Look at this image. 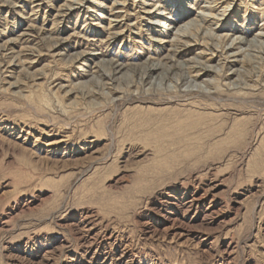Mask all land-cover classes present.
<instances>
[{
    "label": "rangeland",
    "instance_id": "obj_1",
    "mask_svg": "<svg viewBox=\"0 0 264 264\" xmlns=\"http://www.w3.org/2000/svg\"><path fill=\"white\" fill-rule=\"evenodd\" d=\"M75 1L0 0V264H264V0Z\"/></svg>",
    "mask_w": 264,
    "mask_h": 264
},
{
    "label": "bare ground",
    "instance_id": "obj_2",
    "mask_svg": "<svg viewBox=\"0 0 264 264\" xmlns=\"http://www.w3.org/2000/svg\"><path fill=\"white\" fill-rule=\"evenodd\" d=\"M217 1L218 0H211L210 3H212V2L215 3V5H214V7H215L217 5ZM75 2L77 3V6H75V7L72 5L73 2L71 4H67V5L65 4L66 8L63 10V13L67 14L70 9H79V8H81L84 5L83 4V0H78V1H75ZM117 2H119V0H117ZM210 9H212V8H210ZM149 12L156 13V14H159V15H162V16H165L164 13L159 12L158 9L155 10V11L154 10H151ZM210 17L211 18H215L218 21V18L217 17H214L213 14H209V15H207V14H204L203 15V14H201V17L200 18H193V21L190 22V23H192L194 25L195 32L194 33L187 34L183 30L181 33L177 34V36H175V38L173 39L174 41H177L176 44H174L173 49H171L173 51V53H176V52H178L180 50H183V49H187L192 44H198V43H200L199 42V38H198V30L200 29V27H202V30H203V22H205L207 20H210L209 19ZM161 20H158L157 21V24L158 25L165 24L164 22H162L163 20L162 21ZM167 26H170V25L167 24ZM159 33L164 34L166 32L160 31ZM203 36H206V32H204ZM259 36L264 37V35L263 36L262 35H259ZM183 39H185V40H183ZM243 41L244 40H242L241 38L237 37L235 40H232V42H231V44H230V46L228 48H234V46L236 45V43L238 44V43L243 42ZM54 43H56L57 45L59 44V43H57V41L54 42ZM219 47H221L222 49L227 48L226 46H220V45L217 44L213 49L219 50L218 49ZM84 54H86V53L76 52V53H74V55L73 54L72 55H73V57L75 59V58H77L79 56H83ZM213 54L214 53H212V51H211V55L212 56H213ZM234 54H236V53H234ZM169 58L171 59V57H169ZM226 59L228 60V58H226ZM154 61L155 60H149L148 62H146L142 66L140 65L138 67L137 64L136 65H129V66H127L126 64L117 63L116 61H112L111 60V61H108L106 63V67L107 68L105 67L106 69H104L103 71L107 73V76L109 77V79H112L114 77V74L115 73L121 72L123 69H125V71H126L128 69L131 70V68L132 69L134 68V69H137L136 70L137 72L139 71V76H140L141 82H144V78H146V79H148L149 77L151 78L152 75L155 74V71L157 72V70H160L157 73V75L160 76V77H158L156 75L157 78H159L160 80L164 79L165 77L170 78V75L169 74H171L172 72H174V74H177L179 76L177 80L182 82L183 80H186V78L184 77V72L185 73L187 72L188 77H192L193 78V81H198V79L200 77H202L203 75H207V73L212 70L211 66L207 65L208 61L202 62L201 60L199 61V60H196V59L194 61H195V63L197 62V64H193V65L181 64V63H179L178 65H176V64L174 65L173 63H169L168 64L166 62H164V63L158 62L159 60L157 62H154ZM177 72H179V73H177ZM114 88L112 90H114L115 92H122V93L124 92L122 89L120 91V89H118L119 87H116L115 89ZM127 88H128V86H127ZM127 88L125 89L126 92H128V89ZM140 88L141 87L136 86V89H140ZM153 88H154V83H153V87H152L151 90H146L143 93H139L140 95L133 96L132 95L133 93H130V90H129V93L127 95H124L123 96V94H121L122 96H119L118 98H119V100L120 99H123V100H129L130 99L131 100L132 98H136V99L137 98H155V94H157V93L154 92ZM205 88L208 89V87L206 85H205ZM228 88L232 89L229 86H228ZM213 93H216V90L209 91V90H206V89H203V88L201 89V86H199L197 88V90L189 89V90H187L185 92H179L177 94L176 98H185V100L191 99V98H195V97L197 98L198 96L207 97V98H213V96H212ZM173 97H175V96H173ZM196 197L197 196H194V197L191 198V200L189 199L192 204H194V202H196L198 200V198H196Z\"/></svg>",
    "mask_w": 264,
    "mask_h": 264
}]
</instances>
